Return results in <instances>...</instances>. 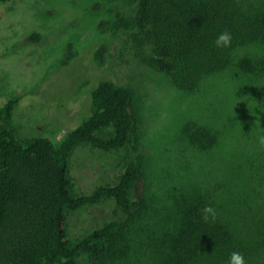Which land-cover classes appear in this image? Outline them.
Wrapping results in <instances>:
<instances>
[{"label":"trees","instance_id":"1","mask_svg":"<svg viewBox=\"0 0 264 264\" xmlns=\"http://www.w3.org/2000/svg\"><path fill=\"white\" fill-rule=\"evenodd\" d=\"M92 8L99 11V35L130 34L136 54L164 68L178 93L211 97L213 105L217 95L223 101L253 92L264 109V0H103ZM225 30L231 47L217 48L214 41ZM40 39L33 30L23 42ZM77 51L68 41L58 63L69 64ZM106 52L105 43L96 48V64L104 63ZM134 95L130 85L101 78L90 92L88 115L57 141L19 135V94L0 106V264H227L232 252L246 264H264V150L256 138L238 150L237 160L222 161L221 175L214 173L210 182L186 179L163 197L140 183L137 155L125 160L115 180L74 191L70 164L78 147L116 151L131 145L140 119ZM223 111L221 129L186 125L187 145L220 150L228 140L225 128L237 126L240 113L251 127L261 115L264 127V113L255 107L239 102L238 112ZM107 200L122 218L68 236L70 211ZM206 206L215 209V221L202 219Z\"/></svg>","mask_w":264,"mask_h":264},{"label":"rangeland","instance_id":"2","mask_svg":"<svg viewBox=\"0 0 264 264\" xmlns=\"http://www.w3.org/2000/svg\"><path fill=\"white\" fill-rule=\"evenodd\" d=\"M96 1L103 0L0 2V106L19 94L14 111L19 135L42 134L57 141L88 115L90 92L101 78L128 84L140 115L131 145L116 151L78 147L70 164L74 191L89 192L98 184L115 180L125 160L136 155L142 162L140 183H148L160 197L179 190L186 179L207 177L210 182L222 169V161L237 160L238 150L252 145L251 125L243 123L245 116L238 114V125L223 133L227 144L207 153L187 145L182 130L198 124L221 129L226 107L238 112L240 102L250 110L257 108L253 92L223 101L217 100L221 95H214L217 102L213 105L211 97L178 93L164 68L136 54L139 49L130 34L102 36L94 30L99 14L92 8ZM33 30L41 34L40 41L23 42ZM70 40L77 54L69 64L60 65L58 59ZM103 43L107 45L105 61L98 65L94 51ZM229 83L235 85L236 81L223 85ZM206 105L217 111L206 109ZM123 216L113 200L86 205L68 213V236L77 238L109 218Z\"/></svg>","mask_w":264,"mask_h":264},{"label":"clouds","instance_id":"3","mask_svg":"<svg viewBox=\"0 0 264 264\" xmlns=\"http://www.w3.org/2000/svg\"><path fill=\"white\" fill-rule=\"evenodd\" d=\"M232 39V34L229 31L225 30L217 35L214 44L217 48H229L231 47ZM257 110L259 113H264V109L259 108V106H257ZM251 133L255 136L259 148L261 150H264V127L261 126V115L257 113L255 121L251 128ZM202 219L205 222H209L210 219L212 221H215V209L211 206L204 207L202 209ZM227 264H246V261L241 253L232 252L229 256Z\"/></svg>","mask_w":264,"mask_h":264}]
</instances>
